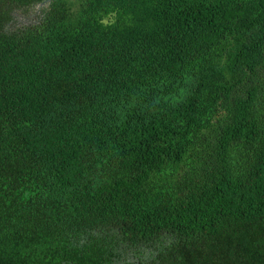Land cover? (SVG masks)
<instances>
[{
  "label": "trees",
  "instance_id": "16d2710c",
  "mask_svg": "<svg viewBox=\"0 0 264 264\" xmlns=\"http://www.w3.org/2000/svg\"><path fill=\"white\" fill-rule=\"evenodd\" d=\"M44 1L0 0V264H264V0Z\"/></svg>",
  "mask_w": 264,
  "mask_h": 264
},
{
  "label": "flooded vegetation",
  "instance_id": "af4514ba",
  "mask_svg": "<svg viewBox=\"0 0 264 264\" xmlns=\"http://www.w3.org/2000/svg\"><path fill=\"white\" fill-rule=\"evenodd\" d=\"M43 5H44V4H43ZM39 6H42V5L39 4ZM37 7H38V6H37ZM16 11H17V10H15V11L12 12V16H13V20H16L18 24H31V23H37V22H39V20H40V18H41V15H42V7H39L38 10H37V13H35V16H36V17H35L34 19H32V20L26 21L25 19L17 18L16 13H15ZM13 20L9 22V23H10L9 25H12ZM129 255H130V257H131L132 259L134 258L133 254H129ZM140 257H141V256H140ZM122 259H126V256L123 257ZM141 259H142V257H141Z\"/></svg>",
  "mask_w": 264,
  "mask_h": 264
},
{
  "label": "rangeland",
  "instance_id": "374dc122",
  "mask_svg": "<svg viewBox=\"0 0 264 264\" xmlns=\"http://www.w3.org/2000/svg\"><path fill=\"white\" fill-rule=\"evenodd\" d=\"M39 7L40 6H38V7L36 6V8L34 7L33 9L28 10L26 12H24L23 10H17L15 13H16L17 18L25 19L26 21H29V20H32L36 17L35 13H37V10ZM12 23H13V26L14 25L22 26V25L18 24L16 20H13Z\"/></svg>",
  "mask_w": 264,
  "mask_h": 264
},
{
  "label": "water",
  "instance_id": "95a60500",
  "mask_svg": "<svg viewBox=\"0 0 264 264\" xmlns=\"http://www.w3.org/2000/svg\"><path fill=\"white\" fill-rule=\"evenodd\" d=\"M51 0H45L44 2L40 3V5H43L45 3H49Z\"/></svg>",
  "mask_w": 264,
  "mask_h": 264
}]
</instances>
